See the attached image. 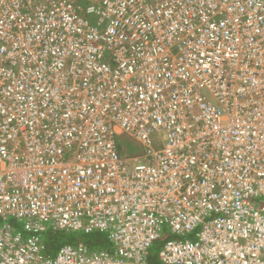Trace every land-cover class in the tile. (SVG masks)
<instances>
[{"label":"built area","instance_id":"2783aa9c","mask_svg":"<svg viewBox=\"0 0 264 264\" xmlns=\"http://www.w3.org/2000/svg\"><path fill=\"white\" fill-rule=\"evenodd\" d=\"M162 233L161 264H264V0H0V264H149Z\"/></svg>","mask_w":264,"mask_h":264},{"label":"trees","instance_id":"16d2710c","mask_svg":"<svg viewBox=\"0 0 264 264\" xmlns=\"http://www.w3.org/2000/svg\"><path fill=\"white\" fill-rule=\"evenodd\" d=\"M125 146L120 144L119 150L121 153H133L134 151L138 150V146H134L131 148H124ZM127 147V146H126ZM125 149V151L123 150ZM77 231H64V230H52L48 229L42 233V238L45 243L46 252L49 254H54L58 247L63 244H72L76 245L78 243L86 244L90 248H98V247H110V242L106 234L102 232H89V233H82L77 234ZM165 233H162L161 238L158 239L153 246L149 250L148 254V263L149 264H161L157 258V252L162 246L163 242L167 238Z\"/></svg>","mask_w":264,"mask_h":264},{"label":"rangeland","instance_id":"374dc122","mask_svg":"<svg viewBox=\"0 0 264 264\" xmlns=\"http://www.w3.org/2000/svg\"><path fill=\"white\" fill-rule=\"evenodd\" d=\"M118 144L119 145L120 144L124 145L125 146L124 147L125 149L131 148V147H134L135 146V143L132 140H130L129 138H127L126 136H124V135L118 136ZM125 149H123V150L125 151ZM75 233L82 234L83 232L82 231H77ZM79 236H82L83 237V234L82 235H79Z\"/></svg>","mask_w":264,"mask_h":264}]
</instances>
